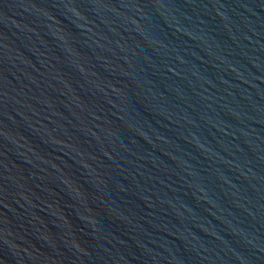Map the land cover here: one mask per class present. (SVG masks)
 <instances>
[{"label":"water","instance_id":"1","mask_svg":"<svg viewBox=\"0 0 264 264\" xmlns=\"http://www.w3.org/2000/svg\"><path fill=\"white\" fill-rule=\"evenodd\" d=\"M0 264H264V0H0Z\"/></svg>","mask_w":264,"mask_h":264}]
</instances>
